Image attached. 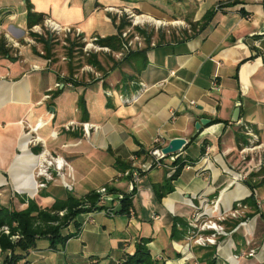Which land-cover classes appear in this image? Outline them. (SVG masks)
I'll return each instance as SVG.
<instances>
[{"label": "crops", "instance_id": "0c3cea01", "mask_svg": "<svg viewBox=\"0 0 264 264\" xmlns=\"http://www.w3.org/2000/svg\"><path fill=\"white\" fill-rule=\"evenodd\" d=\"M29 1L35 13L62 27L57 34L64 38L73 34L85 42L116 35L121 21L128 24L121 32L120 50H98L105 51L98 54L104 73L83 64L74 78L84 84L67 82L51 97L62 88L59 78L67 69L33 52L36 48L42 54L41 45L28 35L25 0H0V36L16 57L0 58V128L14 127V143L19 140L16 153L4 164L7 173L0 174V188L9 180L16 190L38 196V205L44 207L69 193L81 197L112 187L117 191H108L101 203L117 209L121 193L134 192L133 215L109 216L105 210L80 214L78 234L63 247L52 250L47 239H38L17 264H117L140 238L149 239L151 255L165 264H264V185L250 191L248 182L233 177L239 167L246 170L243 176L250 173L251 161L237 153L240 124L251 127L264 144V0ZM209 12L203 28L190 29ZM45 20L43 29L36 25L32 31H50ZM143 48L147 61L137 75V87L124 93L116 84L122 72L134 74L131 65L112 67V60L102 58L108 55L118 62L129 50ZM211 78L218 91H210ZM200 119L208 123L195 129ZM211 119L220 122L209 124ZM27 132L43 140L42 149L69 163L41 189L21 186L25 178L32 179L35 153L40 151L39 146L29 148ZM241 135L244 141L246 134ZM157 136L163 147L173 138H184L176 154L192 160L160 199L157 189L172 172L151 166ZM125 166L141 171L132 189L128 176L118 177ZM251 192L257 211L246 202ZM246 213L247 219L232 223ZM192 215L199 222L217 223L223 233L199 232L209 244L188 249L186 237H171V226L175 218L189 226ZM75 228L70 224L63 233ZM4 255L0 252V264Z\"/></svg>", "mask_w": 264, "mask_h": 264}, {"label": "trees", "instance_id": "16d2710c", "mask_svg": "<svg viewBox=\"0 0 264 264\" xmlns=\"http://www.w3.org/2000/svg\"><path fill=\"white\" fill-rule=\"evenodd\" d=\"M25 4L27 8L26 24L29 31L28 35L42 46V54L38 52L36 48H33V52L41 55L50 62H53L54 59L52 50L55 46L54 43L57 42L53 41V37H51V34L47 31H44V33L32 31L33 27L36 25L41 26L43 29V21L45 20L44 15L41 13H35L32 10L29 0H25ZM211 13L212 12L206 13L201 21L196 24H190L191 29H195L196 25L198 26V29L203 28L207 23V20L210 18ZM127 24L128 22L125 23L124 21H121L117 27L118 33L116 35L97 38L95 43L102 47H109L113 51L120 50L122 48L121 32L123 27ZM146 38L148 41V36H146ZM64 42L68 44L66 46V51L71 60L76 52V48H79V46L82 47L84 43L80 44L75 39L71 40L70 37L64 38ZM146 52L147 48L129 50L123 54V57L118 62H114L111 58L105 59L106 63L108 59L112 60V67H116L117 64L122 62H127L131 65L134 74L122 72L121 79L119 83L116 84V87L122 92L125 93L130 89H136L137 75L144 69L147 61ZM1 57H7L11 60L16 58L12 56L11 47L7 46V42L2 35L0 36V58ZM70 59L67 64V75L59 78V82H61L63 86L62 88H57L56 91L51 94V97H54L61 92L67 82H70L73 85L84 84L83 81L80 82L74 78V74L84 63L103 73L106 71L98 54L89 52L84 63L78 62L77 64H74V62L70 61ZM133 82H135V84H133ZM79 109L81 114L84 115L82 118H86V110L83 106V100L81 97H79ZM217 122H220V120L211 119L209 124ZM245 127L254 133V130L251 127L242 126L240 124L239 129L236 130V140L238 144L241 143V146L244 144L241 132L247 131ZM137 153L139 155L141 154L140 151ZM173 157V160L166 162L167 167H164L172 173L163 180V183L159 186V189H157L156 194L159 199L163 195L172 191V181L176 180V177L186 164L192 162V160L179 157L176 153L173 154ZM129 168L130 166H127V168L125 166L124 168H120V171H125V169ZM263 173L264 168L259 170L257 173H250L248 176L258 177L259 180L256 186H261L264 185ZM249 188L250 191H252V186H249ZM108 191L112 193L117 190L115 188L108 187ZM132 193H121L122 196L119 199V207L117 209L104 206L101 203V195L96 191H91L81 197H76L69 193L64 198H55L49 205L44 207L38 205L34 198L25 197H21L19 200L21 202L20 204H26L23 208H14L0 204V252L5 254L2 264H17L18 261H20L31 249L35 247L36 241L41 238L48 240L49 248L52 250L63 247L68 239L75 237L78 234L79 223L77 222L76 217L80 214L97 210H105L106 214L109 215L107 211L110 210L112 216L115 214H126L130 216V210H132ZM251 199L252 192L247 197L246 202L253 204ZM251 207L254 211H256L253 205ZM70 224H74L76 227L75 231L63 233V230ZM4 227H7L8 233L3 230ZM188 231L189 226L183 223V220L180 218H175V222L171 226V237L180 239L185 237ZM148 243V238H140L136 242L133 251L126 254L124 259L119 261L117 264H165L151 255Z\"/></svg>", "mask_w": 264, "mask_h": 264}, {"label": "rangeland", "instance_id": "374dc122", "mask_svg": "<svg viewBox=\"0 0 264 264\" xmlns=\"http://www.w3.org/2000/svg\"><path fill=\"white\" fill-rule=\"evenodd\" d=\"M190 29H191V27H190ZM39 32H42V29H39ZM47 32H49V33H51L50 31H48L47 30ZM62 34H56V36L55 35H53V34H51L50 36L51 37H53V41H55V42H57V43H54L55 44V46L53 47V62L55 63V62H57L58 63V65L62 68V67H64V68H66L67 69V64H68V60L70 59L69 58V55L67 54V51H66V46L68 45L67 43H65L64 42V37H62L61 36ZM181 37H183V36H181ZM70 38H71V40L72 39H75L78 43H80V44H82L83 43V41H82V39H80L79 37H76L75 35H73V34H71L70 35ZM35 41V40H34ZM85 48H87V47H85L84 46V43H83V45H82V47L81 46H79V48H76V52L74 53V55H73V57H72V60L70 59V61H72V62H74V64H77L78 62L79 63H84L85 62V59H86V57H87V54L89 53V52H91V53H95L96 52V54H100V53H103V52H105V51H98V50H96L95 51V49H93V48H91V47H89L90 49H87V51H85ZM40 49H41V51H42V46H40ZM108 54V53H107ZM108 55H105V56H103V58L102 59H106V58H108L107 57ZM85 64V63H84ZM88 66V65H87ZM89 68H92L93 70H95V68L94 67H91V66H89ZM49 109H51L50 107H49ZM2 125L0 124V127H1ZM35 131H37V128L35 129ZM35 132H33V134H34ZM26 134H28L29 136L28 137H30L32 134L30 133V132H27ZM16 135H17V133H16V130H15V128L14 127H12V126H7L5 129H1L0 128V157H2V158H4V160L5 161H2V162H0V174L1 175H4V173H7V172H5V169H4V164L6 163V161H8V159L12 156V155H14L15 153H16V148H14V145H17V147H19V140H17V141H15V143H14V140H15V138H16ZM23 137V136H22ZM21 137V138H22ZM35 137H37L36 135L35 136H33V138L32 137H30V139H35L36 140V138ZM250 139V137L249 136H247L246 135V137H245V139H244V141H243V145H245V144H248V140ZM256 142H260L259 141V138L257 139V141ZM41 144H43V143H41ZM29 148L31 149L32 147H36V146H39V149H38V151L39 152H36L35 154H36V157H35V160H36V165H35V168H34V174L32 175V174H30V175H32V184H29V185H27V187L26 188H31V187H33V188H38V189H41V188H44V187H40L41 185V183H45V182H47V181H52V180H46V179H43L42 177H38L37 176V165L39 164V162H40V159H39V157H38V155H39V153L42 151V145H40L39 144V142H37L36 143V141H32L31 143H29ZM242 151H241V150ZM240 152V153H239ZM237 153H238V156H243L244 157V160L245 161H249V159L250 158H252L253 159V161H251V165L252 164H254V162H255V160H257L258 158L259 159H264V144H260V145H257V146H254V147H250V148H248V147H245L244 149H242V147H239L238 148V151H237ZM248 159V160H247ZM251 165H249V166H251ZM235 168V167H234ZM262 168H264V162L258 167V168H256V169H251L249 172L250 173H257L259 170H261ZM130 169V168H129ZM235 171H236V173H238V174H234L233 175V177L234 178H236L235 179V181H239V182H244V183H249L248 185L249 186H252L253 188L254 187H258V186H256V184H257V182H258V177H249L248 175L250 174H247V176L245 175V176H243L245 173H246V170H244V171H242L241 169H240V167L238 168V169H235ZM120 173V172H119ZM118 173V174H119ZM264 174V173H263ZM53 175H55V172L53 171V173H52V177H53ZM55 177V176H54ZM129 177V176H128ZM30 178H28V181L30 182ZM34 181H35V183H37V184H35V185H33V183H34ZM58 181L63 185V186H65V182H63V181H61L60 180V178L58 179ZM23 186V185H22ZM16 187V186H15ZM127 190H128V188H127ZM35 191V190H34ZM106 192H108V190L106 189ZM130 192H132L131 190H130ZM20 196V197H19ZM21 197H25V198H31V196H29V194L28 193H26V192H20V191H18V190H16L15 188H14V184L12 183V182H10L9 180H8V185H6L4 188H0V204H2V205H5V206H11V207H14V208H21V207H23V206H21V205H23V204H20L21 202L19 201L20 200V198ZM11 198V199H10ZM36 198H38V196H36L34 199H35V201L37 202L38 200L36 199ZM254 202V201H253ZM26 205V204H25ZM237 205V202L232 206V208L234 207V206H236ZM246 205V204H245ZM247 205H250V204H247ZM253 205V207L256 209V211H257V207H258V205H257V203H255L254 202V204H251V206ZM257 205V206H256ZM238 215H236L235 217H237ZM247 217V213L245 214V215H243V216H241V217H237V218H235V220L234 219H232L233 220V222L232 223H235V221L236 220H240V219H247L246 218ZM191 216L188 218V221L190 222L191 220ZM204 220V219H203ZM199 222V221H198ZM201 222V221H200ZM212 223H215V222H212ZM215 225H216V228H218V230H216L217 232H219V233H223V227H220L217 223H215ZM229 225H232V224H229ZM230 227V226H229ZM5 232H7L8 233V230H7V227H4V229H3ZM205 230H212V232L214 231L213 229H203V230H199L197 233L199 234V232H203V231H205ZM203 235V234H202ZM201 235V237L203 238L204 236H202ZM206 236H208V235H206ZM186 237V236H185ZM187 244H189V247H191V246H193V245H202V244H197V243H193V242H191V241H187ZM203 244H209V241H203ZM213 244H214V242H213ZM189 249V248H188ZM196 262V261H195ZM197 263V262H196Z\"/></svg>", "mask_w": 264, "mask_h": 264}, {"label": "built area", "instance_id": "2783aa9c", "mask_svg": "<svg viewBox=\"0 0 264 264\" xmlns=\"http://www.w3.org/2000/svg\"><path fill=\"white\" fill-rule=\"evenodd\" d=\"M136 22V20H133ZM45 23H46V26L47 28L51 31V33L53 34H57V33H60L61 32V29L62 27H60L58 24L54 23V22H51L50 20H45ZM67 32H70V29H66ZM97 38H91V39H87L85 42H84V46L87 47L85 48V51H87V49H90L89 47L95 49L96 50H100V49H107L106 47H102V46H99L98 44H96ZM15 45H17V43L15 42ZM210 91H218L219 87H218V84L216 83L215 79L214 78H211L210 79V87H209ZM137 96L134 95L133 97H131L130 99H123V101L125 102H129L130 100H133L135 99ZM190 104H192L193 102L192 101H189ZM34 129H36L34 127ZM246 129V127H245ZM247 131L244 132L247 136L250 137V139L248 140V144H245V145H242V149H244L245 147H254V146H257V145H260V142H256L257 141V136L252 133L251 131H249L248 129H246ZM33 138V137H32ZM36 140L34 139H30V143L32 141H36V142H39L42 146L44 145V142L43 140L39 139L38 137H35ZM153 143H154V148L151 150L150 154L152 156V161H151V166L152 167H159V168H164V167H167V163L165 161V158L167 156H170V159L169 160H173V154L171 155H164L162 152H161V149H162V144L160 142V136H157L153 139ZM241 150V149H240ZM242 151V150H241ZM240 153V152H239ZM39 159H40V162L39 164L36 166L37 167V176L38 177H42L46 180H51L52 179V173L53 171L54 172H57V173H62L66 168L69 167V163L64 159L62 158L61 156H58V155H54L48 151L44 149H42V151L39 153L38 155ZM244 157L242 156V159ZM132 159H134V157H132ZM168 160V161H169ZM244 160V159H243ZM249 161H253L252 158L249 159ZM264 162V159H257L255 160L254 164H252L250 167H249V171L251 169H256L258 168L262 163ZM121 176H129V179H130V182L132 184L131 186V189L133 188V186L136 185V183L138 182L140 176H141V171L137 168H134V169H129V170H126L124 171V173H120L118 174V177H121ZM130 184V185H131ZM42 186H44L43 183L40 184ZM98 193L101 195V200L103 201V198L107 195V192L104 188H102L101 190L98 191ZM120 198H121V195H120ZM108 214L110 216H112V213L111 211H107ZM133 215V212L132 210H130V216ZM191 221L189 222V229L191 230L190 232L187 233L186 235V247L189 248V244H187V241H191L193 243H197V244H203V241H209L208 238L206 237H201L199 236V234L197 233L199 230H203V229H213V230H218V228H216V225L215 223H212L210 220H207V219H204L202 220L201 222H198V218L196 217V215H192L191 216ZM253 254L252 251H250L248 253V255H251ZM192 264H198L196 263L195 261L192 262Z\"/></svg>", "mask_w": 264, "mask_h": 264}, {"label": "water", "instance_id": "95a60500", "mask_svg": "<svg viewBox=\"0 0 264 264\" xmlns=\"http://www.w3.org/2000/svg\"><path fill=\"white\" fill-rule=\"evenodd\" d=\"M53 109V108H51ZM237 109L234 110V112L231 115V119L235 122L237 120ZM208 123L207 119H200L194 124L195 129H199L202 125H205ZM186 143L184 138L176 137L171 139L164 147H162L161 152L164 155H171L179 151L184 144ZM144 151V150H142Z\"/></svg>", "mask_w": 264, "mask_h": 264}, {"label": "bare ground", "instance_id": "6f19581e", "mask_svg": "<svg viewBox=\"0 0 264 264\" xmlns=\"http://www.w3.org/2000/svg\"><path fill=\"white\" fill-rule=\"evenodd\" d=\"M29 184H32V179L30 180V182L28 181V178H25V180H24V182L22 183V185L24 186V187H27V185H29ZM36 183H35V181H34V183H33V185H35ZM21 185V186H22ZM22 186V187H23Z\"/></svg>", "mask_w": 264, "mask_h": 264}]
</instances>
